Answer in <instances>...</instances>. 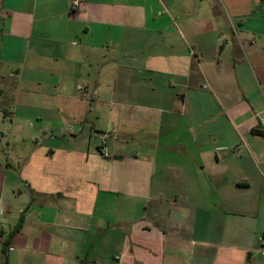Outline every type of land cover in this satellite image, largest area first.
Masks as SVG:
<instances>
[{
    "label": "crops",
    "instance_id": "crops-1",
    "mask_svg": "<svg viewBox=\"0 0 264 264\" xmlns=\"http://www.w3.org/2000/svg\"><path fill=\"white\" fill-rule=\"evenodd\" d=\"M73 1L0 0V264H264V0Z\"/></svg>",
    "mask_w": 264,
    "mask_h": 264
},
{
    "label": "built area",
    "instance_id": "built-area-1",
    "mask_svg": "<svg viewBox=\"0 0 264 264\" xmlns=\"http://www.w3.org/2000/svg\"><path fill=\"white\" fill-rule=\"evenodd\" d=\"M78 5H79V0H74L73 6L76 7ZM260 122H262V119H260ZM100 139L102 142L101 145L98 147V151L103 158H109L111 154L109 152L108 142H113L114 137L110 136L109 133L105 132V133H101Z\"/></svg>",
    "mask_w": 264,
    "mask_h": 264
},
{
    "label": "trees",
    "instance_id": "trees-1",
    "mask_svg": "<svg viewBox=\"0 0 264 264\" xmlns=\"http://www.w3.org/2000/svg\"><path fill=\"white\" fill-rule=\"evenodd\" d=\"M23 220H24V217H23V215H21V216L19 217V219H18L16 225L13 227V229H12V230L10 231V233L7 235V238L2 242V248H1V251H2L3 254H5V252H6V247H7L8 244H9V239H10V237H11L14 233H16V232H18V231L20 230V228H21V226H22V223H23Z\"/></svg>",
    "mask_w": 264,
    "mask_h": 264
},
{
    "label": "rangeland",
    "instance_id": "rangeland-1",
    "mask_svg": "<svg viewBox=\"0 0 264 264\" xmlns=\"http://www.w3.org/2000/svg\"><path fill=\"white\" fill-rule=\"evenodd\" d=\"M259 118H264V115L263 116H260Z\"/></svg>",
    "mask_w": 264,
    "mask_h": 264
}]
</instances>
